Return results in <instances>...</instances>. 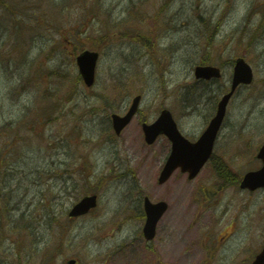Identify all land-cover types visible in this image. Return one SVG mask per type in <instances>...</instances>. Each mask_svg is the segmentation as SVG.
<instances>
[{
    "label": "rangeland",
    "instance_id": "rangeland-1",
    "mask_svg": "<svg viewBox=\"0 0 264 264\" xmlns=\"http://www.w3.org/2000/svg\"><path fill=\"white\" fill-rule=\"evenodd\" d=\"M83 49L99 53L91 88L75 65ZM237 57L253 80L229 101L214 148L229 180L209 162L158 185L169 143L145 145L141 122L167 108L193 140L230 63L210 85L194 67ZM136 95L116 138L110 114ZM263 143L264 0H0V264H248L264 245V189L233 180L259 168ZM90 193L97 208L69 219ZM143 196L169 203L150 247Z\"/></svg>",
    "mask_w": 264,
    "mask_h": 264
},
{
    "label": "water",
    "instance_id": "water-1",
    "mask_svg": "<svg viewBox=\"0 0 264 264\" xmlns=\"http://www.w3.org/2000/svg\"><path fill=\"white\" fill-rule=\"evenodd\" d=\"M97 57L98 55L95 52L84 51L76 59L79 72L87 86L92 85L94 81V70ZM195 76L207 77L208 71L204 68L197 67L195 69ZM250 80L251 71L249 67L243 62V60L239 59L235 65L234 81L231 92L224 96L222 101L218 104L216 116L211 120L205 132L195 143L185 140L179 134L175 128L173 120L171 119V115L167 111H163L160 118L154 124L150 126L144 125L145 140L147 143H152L160 133H165L172 142V151L161 172L159 179L160 183L164 182L177 167H180L184 172H188L189 178H193L199 172L200 168L204 165L211 154L213 142L222 121L226 103L235 89V86L238 83H248ZM138 101L139 97H136L133 100L128 113L124 117L116 115L112 116L113 128L117 134L131 120L136 111ZM257 157L261 159L263 165L258 171L247 173L244 176L241 183L242 188L255 189L264 186V145L260 148ZM95 204V196L85 197L73 207L70 216L85 214L95 207ZM164 209V203L151 205L149 202H145L147 219L143 232L146 239H151L153 237L155 223L163 213ZM68 263L73 264L74 262L69 261ZM251 264H264V248L255 257Z\"/></svg>",
    "mask_w": 264,
    "mask_h": 264
}]
</instances>
